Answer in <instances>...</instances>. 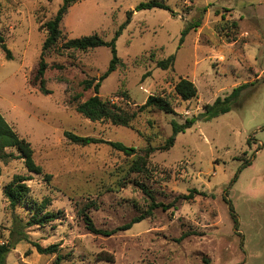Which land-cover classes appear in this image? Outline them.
I'll return each instance as SVG.
<instances>
[{
	"label": "rangeland",
	"instance_id": "1",
	"mask_svg": "<svg viewBox=\"0 0 264 264\" xmlns=\"http://www.w3.org/2000/svg\"><path fill=\"white\" fill-rule=\"evenodd\" d=\"M148 1L78 0L71 5L60 24V40L43 59L48 66L43 86L48 94H43L34 81L45 39L41 26L62 1L0 0V35L11 54L6 60L0 49V115L30 143L43 171L28 173L17 152L4 149L12 158L0 161V243L8 241L11 229L2 189L15 175L29 178L33 201L47 198L49 211L63 214L60 221L27 229L29 242L17 243L6 264H54L57 256L60 264H264V0H157L170 12L134 11ZM127 12H132L130 23L115 42L123 65L101 83L97 95L130 113L148 96H169L174 114L146 110L123 128L90 122L75 111L78 102L94 95L81 83L105 72L109 49L61 47L93 34L109 42ZM193 23L198 27L179 45L183 30ZM169 56L175 57L171 69L156 68ZM180 78L194 84L195 99L182 102L175 96ZM243 84L251 86L228 113L196 121L175 136L168 151L152 153L147 171L140 174L130 170L135 156L102 145L75 146L64 137L71 132L119 142L141 155L147 147L163 145L171 120L182 124L197 117L204 105ZM140 184L164 206L191 189L205 196L178 201L165 212L155 209L108 238L85 230L76 215L84 207L95 227L108 231L145 213L151 201ZM16 213L28 218L21 208ZM182 233L193 235L176 242ZM32 244L56 245L57 254L40 255ZM99 254L113 256V263L97 261Z\"/></svg>",
	"mask_w": 264,
	"mask_h": 264
},
{
	"label": "trees",
	"instance_id": "2",
	"mask_svg": "<svg viewBox=\"0 0 264 264\" xmlns=\"http://www.w3.org/2000/svg\"><path fill=\"white\" fill-rule=\"evenodd\" d=\"M62 4L57 10L55 16L42 24L41 29L45 32V39L41 47L40 58L38 62V67L36 70V75L34 81L38 83L39 89L43 94H48L43 88L44 86V74L48 68L47 64L44 62V56L53 49L61 37L60 24L66 14L68 8L73 5L78 0H61ZM159 9L170 12L169 7L165 2L151 0L148 2H140L134 8L135 12ZM132 12L126 13L125 22L119 26L112 39L109 42L104 41L98 35L93 34L85 37H81L76 40H71L63 44L61 47L63 50H78L81 52H87L96 48L105 47L110 51V61L108 63L107 69L102 73L98 79H86L82 81L81 86L83 91L92 90L94 95L89 97L83 102H78L75 111L81 115L83 118L90 122H109L110 124L128 128L131 122L136 118L138 114L143 113L146 110H156L165 115L174 114V99L169 96H148L143 105L137 108L136 111L128 112L123 110L115 104H111L109 101H104L98 97V90L101 83L118 67H122V62L116 55L115 42L122 33V30L130 23ZM234 30H237V23H230ZM198 27L197 23H193L186 27L179 40V45L182 44L183 38L191 31ZM228 38V35H224ZM235 42V39L231 40ZM0 49L5 54L6 60H11V54L7 50L4 39L0 35ZM175 57L169 56L167 59L156 62V68L161 70L171 69L174 65ZM251 84H243L235 87L230 94L223 98H216L212 104H207L203 106V113L197 117L191 119H186L182 124L177 123L174 120L170 121L171 135L164 141L163 145L153 148L147 147L142 151L141 155L137 154L136 149L133 147H126L122 143L105 141L102 139L92 138V137H81L77 136L71 132H64L65 139L72 145L79 147H89L102 145L110 148L111 150L121 153L126 157L135 156L132 161L130 170L132 173L140 174L147 171L148 158L149 156L156 152L168 151L174 145L175 136L184 133L186 130L190 129L193 124L201 120L203 122H208L220 115L228 113L231 109L232 103H234L241 93L247 89ZM175 96L178 97L182 102H189L197 97L196 87L192 82L187 79L180 78L174 86ZM126 96V95H124ZM14 149L18 158L23 161L24 168L28 173L40 175L43 173L42 168L37 165L33 160V149L29 142L25 139L20 138L4 121L0 115V161H7L12 158V154H6L4 149ZM44 178L48 181L51 177L49 175H44ZM29 180L28 177L15 175L11 181L5 185L2 189V195L7 201L8 208L11 211V229L9 231L8 241L0 243V264H6V257L11 250L14 249L15 245L19 242H29L26 230L32 227L43 228L44 226L62 220V212H52L49 211L50 200L45 198L42 201L35 202L29 197V188L26 182ZM142 192L147 195L150 199V205L145 213L134 217L130 222L117 227L113 230H101L97 229L92 222L88 214V207L81 208L76 211V215L81 219L85 230L93 235L100 236L104 238L111 237L119 232L128 231L134 224L143 221L145 218L151 216L153 210L160 208L162 211H167L170 208H174L178 201L189 202L192 201L195 196H205L203 193H199L195 189L188 191L187 195H181L177 197L172 203L167 206L155 203L147 191L146 187L142 184L139 185ZM21 208L27 211L28 218L24 221L16 213V209ZM234 215L231 214L234 226H236V220ZM191 233H182L176 242H180L185 238L191 236ZM36 252L40 255L57 254V246L51 245L46 248H41L38 244H32ZM97 261H105L108 263H113V256L108 254H99L96 257ZM61 257L57 256L54 264H60Z\"/></svg>",
	"mask_w": 264,
	"mask_h": 264
}]
</instances>
